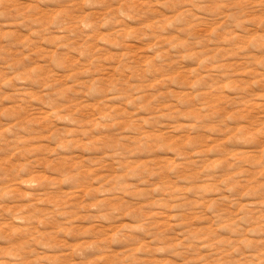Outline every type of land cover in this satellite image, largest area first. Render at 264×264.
Returning a JSON list of instances; mask_svg holds the SVG:
<instances>
[{
  "label": "rangeland",
  "instance_id": "rangeland-1",
  "mask_svg": "<svg viewBox=\"0 0 264 264\" xmlns=\"http://www.w3.org/2000/svg\"><path fill=\"white\" fill-rule=\"evenodd\" d=\"M0 264H264V0H0Z\"/></svg>",
  "mask_w": 264,
  "mask_h": 264
}]
</instances>
